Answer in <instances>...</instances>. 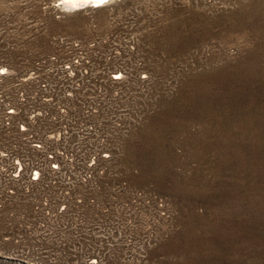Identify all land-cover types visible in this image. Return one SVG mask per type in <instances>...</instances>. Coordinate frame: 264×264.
<instances>
[{
  "label": "built area",
  "instance_id": "obj_1",
  "mask_svg": "<svg viewBox=\"0 0 264 264\" xmlns=\"http://www.w3.org/2000/svg\"><path fill=\"white\" fill-rule=\"evenodd\" d=\"M245 1L114 0L77 36L51 30L61 1L0 0V263L149 264L157 235L123 161L171 90L153 39L177 9Z\"/></svg>",
  "mask_w": 264,
  "mask_h": 264
},
{
  "label": "rangeland",
  "instance_id": "obj_2",
  "mask_svg": "<svg viewBox=\"0 0 264 264\" xmlns=\"http://www.w3.org/2000/svg\"><path fill=\"white\" fill-rule=\"evenodd\" d=\"M89 8L48 14L51 30L85 36L105 16ZM153 40L171 90L123 161L143 231L157 235L149 264H264V0L177 9Z\"/></svg>",
  "mask_w": 264,
  "mask_h": 264
},
{
  "label": "bare ground",
  "instance_id": "obj_3",
  "mask_svg": "<svg viewBox=\"0 0 264 264\" xmlns=\"http://www.w3.org/2000/svg\"><path fill=\"white\" fill-rule=\"evenodd\" d=\"M61 1L64 8L68 12H73L75 10H80L82 8H98L104 6L106 3L112 0H106V3L101 4L100 0H58Z\"/></svg>",
  "mask_w": 264,
  "mask_h": 264
},
{
  "label": "water",
  "instance_id": "obj_4",
  "mask_svg": "<svg viewBox=\"0 0 264 264\" xmlns=\"http://www.w3.org/2000/svg\"><path fill=\"white\" fill-rule=\"evenodd\" d=\"M5 263H9V264H23V263H19V262H10L8 260H4Z\"/></svg>",
  "mask_w": 264,
  "mask_h": 264
},
{
  "label": "snow or ice",
  "instance_id": "obj_5",
  "mask_svg": "<svg viewBox=\"0 0 264 264\" xmlns=\"http://www.w3.org/2000/svg\"><path fill=\"white\" fill-rule=\"evenodd\" d=\"M100 3L101 4L106 3V0H100Z\"/></svg>",
  "mask_w": 264,
  "mask_h": 264
}]
</instances>
